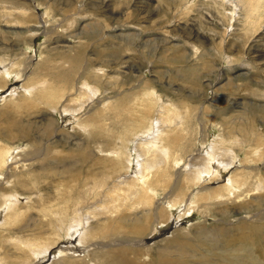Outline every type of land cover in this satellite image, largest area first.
Wrapping results in <instances>:
<instances>
[{"label":"rangeland","instance_id":"374dc122","mask_svg":"<svg viewBox=\"0 0 264 264\" xmlns=\"http://www.w3.org/2000/svg\"><path fill=\"white\" fill-rule=\"evenodd\" d=\"M240 226H264V0H0V264L149 263L185 232L172 254L219 264L194 234Z\"/></svg>","mask_w":264,"mask_h":264},{"label":"bare ground","instance_id":"6f19581e","mask_svg":"<svg viewBox=\"0 0 264 264\" xmlns=\"http://www.w3.org/2000/svg\"><path fill=\"white\" fill-rule=\"evenodd\" d=\"M43 69H45V65H43ZM40 71H41V69H40ZM66 74H69V73H66ZM59 78L61 80H67L69 78V76L64 75L62 78L59 75ZM249 175L250 174L245 173V174L240 176V179L238 176L235 178L230 177L231 178V179H229L230 183H228L227 186H229L232 189L234 187V185H232V184L240 186L241 181H243V180L249 181L247 179V177ZM121 222H123V221H121ZM116 229H118L117 226H115V227H112L110 225L100 226V227H98V229H96L95 233H92L86 239H90L92 237V235H106L108 238H113V237L118 236ZM134 229H135V227L133 226L131 230H134ZM131 230H125V232L122 231L121 234L128 233ZM137 230H138V233H145L147 230V227L144 224H138ZM188 236L189 235L187 232L177 233L173 237H171L170 239L166 240L162 246L159 247V245L158 246L156 245V247L158 249H157V252L155 253V256L153 259L154 261L153 262L149 261V263L148 262L144 263L141 260L142 254L145 253L143 249H127L124 247H119L116 249L110 248L109 250L108 249L95 250V251H92L91 258L93 260V264H186V262L183 261L184 259H187L185 256L174 255V254H172V251L170 252V250L173 247H176V248L181 247L182 249H185L186 248L185 246L188 245L189 239H190V241L196 240L195 238H188ZM194 237L201 238L200 240L203 241V243L202 242L201 243L204 245V247L207 248V250L209 252H211L214 248L218 249V246H220L219 244H222V247L220 249L222 254L211 255L212 257L213 256H219V258L222 257V258H220L219 264H238V263H236L237 260L234 259V255L239 257L236 253H239V251H242V250L248 251V255H247V259H245L244 262L240 261L241 264H254L253 260L256 259V256L253 255L250 252L252 250H249V249L252 247L256 248L257 244H260V245L262 244L261 240L262 239L264 240V226H260L256 229L255 228H248L247 226H244V227L240 226L236 229L232 228L230 230L228 228H222L219 231L216 229H212V228H210V229H203L202 228L198 231V233L194 234ZM83 239H84V237H82V241H83ZM138 243H141V242H138ZM161 247H163V248H161ZM201 247H203V246H201ZM235 247L238 249L237 252H236L237 249ZM153 249H154V247H152L149 250H153ZM229 249H231V250L233 249L234 255H233V253L229 252ZM149 250H147V252ZM40 251H42V250H40ZM145 251H146V249H145ZM214 251L215 250H213V252ZM216 252H218V251H216ZM210 254H212V253H210ZM210 254H208V256ZM62 255L63 256H70L72 254L66 252L65 255L64 254H62ZM62 255H60V256H62ZM196 255L195 254L191 255L188 259H192L195 262V260L197 259ZM198 256H200V254ZM208 256H206L205 254L201 255L198 258V259H200V262L195 263V264H202L204 262L209 263V257ZM62 259L63 258H60L57 260L53 259L56 261H52L50 264H64ZM15 261H16V263H19V262H17V259H15ZM85 262H86V260L82 259V258L76 259L73 261L74 264H81V263H85ZM14 264H15V262H14ZM37 264H40V263H37ZM212 264H214V263H212ZM215 264H217V263H215Z\"/></svg>","mask_w":264,"mask_h":264}]
</instances>
